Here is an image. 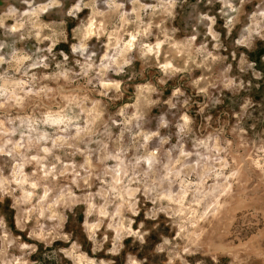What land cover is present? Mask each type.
Segmentation results:
<instances>
[{"label": "rangeland", "instance_id": "rangeland-1", "mask_svg": "<svg viewBox=\"0 0 264 264\" xmlns=\"http://www.w3.org/2000/svg\"><path fill=\"white\" fill-rule=\"evenodd\" d=\"M0 264H264V0H0Z\"/></svg>", "mask_w": 264, "mask_h": 264}]
</instances>
